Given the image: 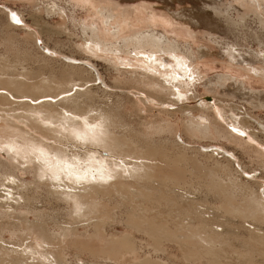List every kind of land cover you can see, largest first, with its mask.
Returning a JSON list of instances; mask_svg holds the SVG:
<instances>
[{"label":"bare ground","instance_id":"1","mask_svg":"<svg viewBox=\"0 0 264 264\" xmlns=\"http://www.w3.org/2000/svg\"><path fill=\"white\" fill-rule=\"evenodd\" d=\"M65 1L74 8H84V4L90 3L88 0ZM109 7H101L100 14L107 23L113 20L119 36L123 26L116 22L118 15ZM63 10L66 11L56 1L45 7L49 17L59 16ZM11 14L12 19L6 12L4 20V28L9 32L3 35L5 38L0 36V264H72L69 257L73 253L76 254L75 264L79 261L84 264L83 255L86 254L93 257L95 264H100L99 261L103 264H174L175 261L170 263L173 259L182 264H264V229L257 227L264 226V195L259 192L261 186L257 190L253 188L256 181L243 180V175L241 177L235 170L237 176L232 175L234 178L207 177L213 180L208 185L211 186L209 191L216 194L220 203L215 208L217 216L210 217L209 209L200 201L204 195L199 203V198L191 197L197 192L194 185H190L192 181L188 179L190 184L187 180V183L181 182L183 174L178 172L181 167L176 170L177 167L172 168L174 164L172 167L166 164L172 158L175 160V156L181 164L190 149L181 137L183 143L178 142L176 126L164 119L137 126L125 124L121 114L124 104L114 107L93 104L94 93L84 87L96 81L94 70L74 64L78 59L72 56L71 63L62 62L56 71L51 65L56 61L49 55L52 51L40 50L38 36L33 31L28 32L22 42L11 32L19 27L13 15L19 23H26L23 12L11 11ZM33 17L34 23H38V18ZM155 19L151 17L153 23ZM68 20L76 27L73 15ZM45 26L51 36L69 25L63 19L57 26L48 22ZM79 27L84 37L79 51L93 53L95 57H99L96 55L98 49L115 53L148 49L156 54L180 48L177 41L169 44L164 34L147 32L127 40L122 46H115L102 37L97 24L81 23ZM188 55L195 58L192 49ZM36 58L41 63L38 66L42 67L38 72L27 66L28 61ZM112 59L114 68L124 75L120 83L152 89L160 96H175L166 81L143 69L141 73L121 70L116 58ZM89 64L96 67L90 61ZM45 68H50L48 73ZM173 77L168 78L173 80ZM75 87L79 90L72 93ZM238 90L235 91L237 95L250 97L252 106L264 108L263 94L252 95ZM190 117L185 132L192 139H223L256 158L263 157L256 146H252L255 152L250 149L251 145L247 146L250 142L241 137L245 133L239 131V127H232V131L221 129L211 121L203 122L201 117L200 120ZM241 122L238 125L248 128L245 121ZM216 150L221 151L220 148ZM226 152L224 155L231 159ZM213 155L214 152L207 157L215 159ZM185 167L182 169H189ZM22 173H33V182L22 186ZM204 178L207 180L206 177L197 179L200 185ZM62 182H65L64 187ZM33 185L63 204L59 214L54 216L33 206L31 201L36 198L25 194ZM202 204L205 205L203 210ZM62 211L68 219L53 224L51 220L61 216ZM231 218L242 220V225L250 220L256 226L253 230L242 226L248 234L240 237L235 233L239 226ZM112 224L122 225L125 233L110 234L108 227ZM79 226L84 227L82 232ZM5 234L10 235L9 240Z\"/></svg>","mask_w":264,"mask_h":264},{"label":"rangeland","instance_id":"2","mask_svg":"<svg viewBox=\"0 0 264 264\" xmlns=\"http://www.w3.org/2000/svg\"><path fill=\"white\" fill-rule=\"evenodd\" d=\"M35 1L0 0V36L2 37L9 32L4 28L6 12L10 13V19H12L11 11L23 12L26 23H18L19 27L11 32L14 33V35L16 34L20 42H22V38H25L28 32L33 31L32 33H34L36 37L38 36L37 41L41 48L40 50L46 53H48L49 49L52 51L50 52L49 50V55L56 60L51 64L56 68V71H59V65H61L62 62L71 63L70 59L72 56L78 59L74 64H83L89 70H94L91 71L94 73L96 81L84 87L85 89L90 88L92 93H94L95 100H93V104L99 107H114L124 104L121 108V111H123L121 114L122 121H124L125 124L134 123V125L137 126L160 119L168 120L174 124L178 132L176 137L178 142L188 143L190 149L187 151L186 159L181 161V164L179 161L180 159L177 160L176 156L175 160L172 158L171 161H167L166 164L170 163L171 165H168L171 167L174 164L175 166L173 165L172 168L175 167L174 169H176L177 167L176 170L181 167L178 170L180 175L183 174L181 176V182L187 183L188 181L189 183V180L192 181L190 182L191 184H189L194 185V187L193 185L192 187L196 189L198 195L196 194L197 192H192L194 196L192 194L191 197H194V199L199 198L198 202L203 195L204 200L207 198V202L201 198L200 201H203L207 206L202 204L201 208L203 210L205 206V208L209 209L211 213L210 217L217 216L215 208L219 207L220 203L218 202L216 194L209 191L211 186L209 187L208 185L212 184L210 183L211 181L213 182V180L208 179L209 177L214 178L215 176H222L220 177L221 179H223V177H228L227 179H230L233 176H237L236 173H239L241 177L243 175V180H249L250 182L256 181L257 184H255L253 188L257 190L259 186H261L262 188L259 192L264 195V108L252 106L249 103L250 97L243 98L235 93V91L239 89L238 91H248L247 93L252 95H264L263 0H246V2L245 0H88L90 3L89 5L84 4V8H74L65 0ZM53 1L59 3L66 11L63 10L59 16L49 17L45 12V7L51 5ZM33 3H35V6ZM38 6H40V11H36ZM101 7H109L114 11L113 14L118 15L116 22H120L123 26L121 35H117V28L113 24V20L107 23L106 18L100 14ZM254 12L255 14H253ZM72 15L76 18L75 22L77 28L74 27L72 23H69L70 20L68 19ZM33 16L38 18L37 20L39 22L36 23L37 25L34 23L35 19ZM151 17L156 18L154 23L151 21ZM63 19L68 21L69 26L66 30L51 34V36H53L51 37L49 33H47L48 29L45 26V22L57 26ZM241 19L243 21H241ZM261 19L263 22H260ZM81 23H86L89 26H96L97 24L102 37H105L109 44L112 43L115 46H122L127 40L134 39L142 33H157L160 35L164 34L169 44H173L177 41L180 48L174 51L163 50L165 52L160 51L156 54L150 52L148 49L122 53L107 52L98 49L96 55L99 57H95L93 53L91 54L88 52V54H84L78 49V46L84 38L81 28L79 27ZM234 23H237L236 26ZM5 37L6 36H3V38ZM189 49L193 50L195 58H193V56H191V58L188 55ZM1 50L2 52L5 51L4 48ZM113 57L116 58L115 61L120 66L121 70L131 72L136 70V72L141 73L143 69L155 75L160 80L166 81L167 83H165L173 88L175 96L172 97L170 94L160 96L156 95L155 91L152 89H146L141 86L132 87L125 83H120V81L124 79V75H121V73L114 68ZM37 61V58L28 61V69L30 70V67L31 69L34 67V71L38 72L42 67H40L41 63ZM89 61L94 63L96 67L92 68ZM25 68H27L26 65ZM18 69L21 68L18 67ZM49 69L50 68H45V72L48 73ZM173 75V80L168 78ZM92 79L93 77L91 81ZM177 86L180 87L178 88ZM77 90H79V88L75 87L72 93H75ZM191 115L194 119L200 120L202 118L201 120L203 122L207 121L206 123H210L211 121L214 126L217 125L216 127L221 129L228 128L232 131V127H239V131L245 133V136L241 137L250 142L247 146L249 147L251 145L250 149L252 150L256 149L252 146H256L257 149L262 151L263 157L260 155L256 158L252 153L249 154L242 147L223 139H192L185 132V125L191 118ZM241 121H245L249 129L238 125L242 123ZM180 137L183 142H181ZM69 147H71V144H69ZM219 148L221 151L216 150ZM226 150V154H229V158L230 156L232 157L229 160L228 157L224 155ZM213 152L215 159L210 156L207 157V155H211ZM203 154L206 155L203 156ZM1 155H3V153H1ZM103 155L106 154L103 153ZM4 157L7 158V155H4ZM175 163L178 164V166H176ZM186 165L187 169H189L183 170L186 169ZM185 174L186 177L184 176ZM189 176H191V178H189ZM202 176L208 178L207 180L204 178L202 182L203 185H200L201 181L198 180V182L197 179L200 178V180H202ZM33 180V173L21 174L20 183L24 184L22 186H25L27 182H33ZM205 180L208 183H205ZM61 184L63 185L62 187H64L65 182ZM197 185L202 186V189L206 187L205 190H207L209 194ZM28 188L25 194L29 195L31 198H36L31 201L33 206L43 209L54 216L59 214V210H62L63 204L50 198L45 190L35 189L34 185ZM198 189H200V191ZM200 192L201 195H199ZM205 192L206 194H204ZM183 205L188 206L187 204ZM208 206L212 208H208ZM62 213L61 216L51 220V222L53 224L64 223L68 218L65 215V211H62ZM226 218L222 220H226ZM231 219L239 226V228L237 227L235 229V233L240 237L247 236L248 234L247 230L244 228L249 227L248 229L253 230L254 226H256L250 220L242 225V220L238 218ZM31 220L35 219L31 217ZM242 226H244V228ZM257 227L264 229V226ZM79 228L80 232L84 230L83 226H79ZM221 229L222 227H219V230ZM108 231L110 234L119 232L125 233V228L122 227V225L112 224L108 227ZM260 233L262 234L263 232L260 230ZM5 238L9 240L10 235L5 234ZM234 243L236 246H240L237 240H235ZM146 251H148V249H146ZM75 255L76 254L73 253L72 257H69L72 264H75ZM83 259L85 260L84 264H95L93 257L90 255H83ZM173 261H175V263ZM79 262V264H83L82 261ZM98 263L103 264L102 261ZM170 263L182 264L183 262L173 259ZM111 264L118 263L112 262Z\"/></svg>","mask_w":264,"mask_h":264},{"label":"snow or ice","instance_id":"3","mask_svg":"<svg viewBox=\"0 0 264 264\" xmlns=\"http://www.w3.org/2000/svg\"><path fill=\"white\" fill-rule=\"evenodd\" d=\"M13 20L19 23V21L16 19L15 15H13Z\"/></svg>","mask_w":264,"mask_h":264}]
</instances>
